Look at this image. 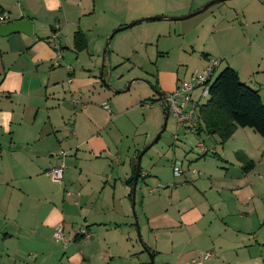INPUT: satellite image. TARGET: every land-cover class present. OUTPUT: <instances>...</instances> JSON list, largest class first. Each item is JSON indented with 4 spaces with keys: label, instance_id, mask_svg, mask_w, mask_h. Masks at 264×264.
I'll list each match as a JSON object with an SVG mask.
<instances>
[{
    "label": "crops",
    "instance_id": "1",
    "mask_svg": "<svg viewBox=\"0 0 264 264\" xmlns=\"http://www.w3.org/2000/svg\"><path fill=\"white\" fill-rule=\"evenodd\" d=\"M146 1L153 4L144 8V0H0V13L7 14L0 24L22 18L32 23L31 34L0 36V141L8 140L0 143V264H118L142 253L132 220V184L126 183L134 175L137 154L119 164L108 158L121 143V133L104 130L98 111L83 100L80 91L90 84L89 77H76L69 65L65 74L54 68L49 37L57 26L58 62L65 61V53L78 61L87 51V34L101 7L114 12L120 24L141 14L183 16L207 2ZM137 2L140 6H131ZM211 8L216 11L210 26L214 34L221 27L219 20L235 19L246 29L241 41L251 44V56L263 52L251 63L246 60L245 68L230 61L226 65L258 91L264 105V0H231ZM177 29L173 26L174 33ZM76 32L86 43L79 49L73 41ZM213 54L210 47L201 51L202 68L186 79L211 58L220 64L224 55ZM179 81L176 72L159 69L154 86L165 94ZM67 93L76 94L77 102L66 101ZM191 97L199 105L207 99L201 89ZM102 98L99 107L109 117L110 96ZM194 137L195 154L191 144H179V175H173L172 167L168 179L157 170L139 171L134 198L145 248L154 264H264V137L248 127H237L223 143L204 131ZM60 160L65 163L62 181L53 182L45 171ZM60 223L63 240L54 241ZM79 228L87 231V239L77 233ZM205 252L211 255L204 258Z\"/></svg>",
    "mask_w": 264,
    "mask_h": 264
},
{
    "label": "rangeland",
    "instance_id": "2",
    "mask_svg": "<svg viewBox=\"0 0 264 264\" xmlns=\"http://www.w3.org/2000/svg\"><path fill=\"white\" fill-rule=\"evenodd\" d=\"M205 1L207 2H203L197 8H192L183 16L199 10L212 0ZM230 2L231 0H223L210 6L227 5ZM142 4L146 8L153 3L144 0ZM193 5L195 3L192 4V7ZM131 6L140 5L137 2ZM209 7L200 13L180 20L144 21V18L157 15L141 14L134 20H122L120 24L114 20V12L110 14L109 11L101 7L98 9L97 21L87 34V51L81 53L78 61L72 60L70 53H65V61L61 63L62 59H60L58 64H53L55 69H59L64 74L67 65H69L74 70L76 77L91 79L89 80L90 84L80 91L83 100L86 101L88 108L93 107L98 111V120L104 130L118 129L122 136L121 143L115 145V151L112 150L110 154H107L113 164H119L127 156L138 155L144 150L139 160L141 171L156 172L157 170L164 179H168L171 176V163L179 162L182 159V152L179 150L180 142L191 144L195 148L192 154L196 152L194 145L197 138L194 137V132L186 130L184 127H177L172 113L168 112L165 117L164 106L158 99L155 100L153 89H155L154 85L159 69L176 72L177 80H180V83L188 77L191 71L202 68L203 58L200 53L210 47L214 53L213 56L224 55L212 75L211 79H213L228 61L245 68L246 60L251 63V60H257L263 56V52L260 50L251 56V44L248 41H241V36L246 29L235 19L219 20L217 24L221 27L217 29V34H214L210 26L215 21L212 18L216 11L213 9L214 7L211 9ZM133 21H137V23L130 25ZM175 25L178 29L174 33L173 26ZM124 26L127 27L115 31ZM251 26L255 27V25ZM248 32L245 34L247 39L251 36V30ZM236 35H239L240 38L237 39ZM243 67L242 69H244ZM100 71L102 72L101 76L99 75ZM199 89H194V94L198 93ZM75 95L67 93L65 100L71 102ZM105 95L110 96L108 103L112 113L109 117L105 116L104 111L99 107V103ZM203 99L202 101H204ZM112 102L115 107H112ZM80 104V102L77 104L78 109ZM79 123H81L80 120ZM65 125L68 127L69 123ZM183 135L186 137L184 138ZM2 141L4 140L2 139L0 143ZM7 141H4L2 145H6ZM74 143L75 141L72 140V144ZM148 177L151 178L149 183H153V176L149 175ZM140 181L139 178L138 183ZM154 186L153 184L152 187ZM154 195L156 193L152 196ZM133 201L132 204L131 198L132 220L136 228L135 238L137 244L142 248V253L127 262L119 261L118 264H150L151 251L145 248L138 229L137 219L141 223L139 202L135 198ZM152 259V264H154V258L152 257ZM99 264H104V262L100 261Z\"/></svg>",
    "mask_w": 264,
    "mask_h": 264
},
{
    "label": "trees",
    "instance_id": "3",
    "mask_svg": "<svg viewBox=\"0 0 264 264\" xmlns=\"http://www.w3.org/2000/svg\"><path fill=\"white\" fill-rule=\"evenodd\" d=\"M73 41L77 49L86 45L81 32L74 33ZM197 118L196 133L215 134L222 143L237 127H248L264 137V105L260 95L228 65L209 80L207 99L199 105ZM134 169L135 165L133 172ZM132 181L133 176L126 183L131 186Z\"/></svg>",
    "mask_w": 264,
    "mask_h": 264
},
{
    "label": "built area",
    "instance_id": "4",
    "mask_svg": "<svg viewBox=\"0 0 264 264\" xmlns=\"http://www.w3.org/2000/svg\"><path fill=\"white\" fill-rule=\"evenodd\" d=\"M6 17L7 14L5 12L0 13V20L5 19ZM59 35L60 30L57 26H54L50 34L49 41L51 42L54 50L55 57L53 59V64L55 65L58 64V59L61 57V47L58 41ZM218 64V59L211 58L202 71L192 73L188 79L182 80L171 92L163 94V96L158 99L163 106L168 107L169 112L172 113L176 120L177 127H184L186 130H191L196 133L199 103L191 97V93L194 89L200 88L201 95H207L208 82L212 78L214 70ZM68 68L69 67H67V69ZM67 82H70V78L67 79ZM73 102H77V99H74ZM103 106L107 108L106 103H104ZM199 148L201 151H205L202 143L199 144ZM171 166L173 175L177 176L181 173L180 162L174 161ZM64 169L65 163L63 160H60L58 164L50 165L46 169L45 174L49 176L53 182H61ZM62 230L63 227L61 223L54 228L52 234L54 241L63 240ZM77 233L81 234L84 239L88 238V233L84 228H79ZM210 255V253L205 252L204 258Z\"/></svg>",
    "mask_w": 264,
    "mask_h": 264
},
{
    "label": "water",
    "instance_id": "5",
    "mask_svg": "<svg viewBox=\"0 0 264 264\" xmlns=\"http://www.w3.org/2000/svg\"><path fill=\"white\" fill-rule=\"evenodd\" d=\"M220 1H223V0H212L209 3H207L205 6L200 8L199 10H196V11H194V12H192L190 14H187L186 16H182V17L156 16V17L144 18L143 20L144 21H146V20H161V19H165V20H180V19H184V18H188L190 16H193V15H195L197 13H200V12L206 10L211 4L218 3ZM130 25H132V23ZM125 27H127V26L117 28L115 31L121 30V29H123ZM17 32H21L23 34H31V32H32V23H31V21L29 19H27V18H22V19L15 20V21H12V22H7V23L0 24V36H6V35H9L11 33H17ZM101 74H102V72L100 71L99 75L101 76ZM153 91L159 98L163 96V93L160 92L159 90L153 89ZM164 108L166 110V114H165V117H166L167 113L169 112V110H168L167 106H164ZM143 152H144V150L141 151L137 155V158H136V166H135V171H134V175H133V183H132V190H133L132 204L134 202L133 199H134L135 184H136V180L138 178V174H139V171H140L139 160H140V157L143 154ZM133 215H134V213H133ZM152 262H153V259H152L151 253H150V264H152Z\"/></svg>",
    "mask_w": 264,
    "mask_h": 264
}]
</instances>
